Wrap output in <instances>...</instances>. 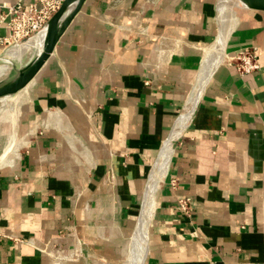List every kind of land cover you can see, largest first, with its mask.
Returning a JSON list of instances; mask_svg holds the SVG:
<instances>
[{
    "label": "crops",
    "instance_id": "crops-1",
    "mask_svg": "<svg viewBox=\"0 0 264 264\" xmlns=\"http://www.w3.org/2000/svg\"><path fill=\"white\" fill-rule=\"evenodd\" d=\"M18 1L0 0V54ZM216 4L85 1L19 108L20 136L6 131L0 264H120L125 247L127 264L150 173L215 42L204 52ZM243 47L259 69L240 76L229 60ZM181 134L144 264H263L264 11L240 12Z\"/></svg>",
    "mask_w": 264,
    "mask_h": 264
},
{
    "label": "bare ground",
    "instance_id": "bare-ground-1",
    "mask_svg": "<svg viewBox=\"0 0 264 264\" xmlns=\"http://www.w3.org/2000/svg\"><path fill=\"white\" fill-rule=\"evenodd\" d=\"M259 2H263V0H217L215 10L216 21L219 26L218 37L213 45L207 50L194 90L187 99L174 128L159 153L156 164L152 168L148 185L145 189V197H143L144 203L143 207H141V215L130 241V256L127 264H144L148 251L147 242L149 237V227L151 224L156 195L165 179L169 160L173 152V145L192 120L193 114L208 81L225 57L227 43L238 23L240 12L244 11V9H253L256 3ZM65 22L64 19L61 21L60 29L65 25ZM45 36L46 29H43L28 40L22 43H15L4 50L2 54L3 61L12 64V62L9 61L15 60V62H19L24 56L29 55L31 52H36L37 54L41 53L45 42ZM8 69V66L0 67V77L5 76ZM15 78L16 76H14L13 81ZM10 84L11 83L4 87L2 86V88H0V93L4 89H7ZM26 89L27 86L20 91V94L25 96ZM8 97V95L0 94V104H7L9 102Z\"/></svg>",
    "mask_w": 264,
    "mask_h": 264
},
{
    "label": "water",
    "instance_id": "water-1",
    "mask_svg": "<svg viewBox=\"0 0 264 264\" xmlns=\"http://www.w3.org/2000/svg\"><path fill=\"white\" fill-rule=\"evenodd\" d=\"M85 1L86 0H64L61 7L59 8V10L49 19V21H47V23L38 32H36L35 34L32 35V36H34L37 33H39L41 30L46 29L45 42H44L43 49H42L41 53L37 54L36 52H31L29 55L24 56L19 62H15V60L9 61V62H12L13 65L16 67L15 74H14L16 76V78L14 79L13 82H11V84L8 86L7 89H4L0 93L1 95H8L9 96L8 97L9 102L7 104H5V105L0 104V121L1 122L2 121H9V120L11 121L15 117L20 106L22 105L27 94L29 93L31 87L35 84L37 75L39 74V72L43 68L47 59L53 53L56 44L58 43V41L60 40V38L62 37V35L66 31V29L68 28V26L71 24V22L73 21L75 16L81 10ZM252 10L264 11V0H263V2L256 3L255 7ZM63 19H64V22L65 21L66 22H65V25L60 29V23ZM236 26H235V28H236ZM214 27H215V29H214L212 39L210 40L208 45L205 47L204 52L215 41V39L218 35V26H217L216 21L214 23ZM32 36H30V37H32ZM29 38H27L21 42H24V41L28 40ZM204 52H203V55H204ZM1 56H2V53L0 54V62L3 60ZM201 60H202V58H201ZM201 60H200V63L198 65V69H197V72L195 74V77L198 75ZM195 77H194V80H195ZM194 80H193V82H194ZM26 86H27V89H26L25 96L19 97V95H18L19 92ZM194 87H195V84H192L188 95L190 93H192ZM188 95H187V97H188ZM185 102H186V100H185ZM183 107H184V105H183ZM183 107H182V109H183ZM182 109H181V111H182ZM178 115H177L173 125L177 121ZM173 125H172V127H173ZM179 138H180V136H179ZM179 138L177 140H179ZM175 143L173 145V152H172V155H171L170 160H169L166 176L168 174L170 163H171V160L173 157V153H174V149H175ZM15 144H16V142L13 141L11 146H13V148H14ZM11 153H12V149H10V151H8L5 158L6 159L9 158ZM166 176H165V178H166ZM125 257H126V247L124 250L123 257L121 258L120 264H124Z\"/></svg>",
    "mask_w": 264,
    "mask_h": 264
},
{
    "label": "built area",
    "instance_id": "built-area-1",
    "mask_svg": "<svg viewBox=\"0 0 264 264\" xmlns=\"http://www.w3.org/2000/svg\"><path fill=\"white\" fill-rule=\"evenodd\" d=\"M64 0H19L15 6L9 8L10 19L8 29L10 35L4 39L5 45L21 42L38 32L49 19L59 10ZM240 75H247L259 69L258 50L256 47L238 49L229 60ZM191 200L180 198L178 208L188 213L191 210ZM264 264V254L263 261Z\"/></svg>",
    "mask_w": 264,
    "mask_h": 264
},
{
    "label": "rangeland",
    "instance_id": "rangeland-1",
    "mask_svg": "<svg viewBox=\"0 0 264 264\" xmlns=\"http://www.w3.org/2000/svg\"><path fill=\"white\" fill-rule=\"evenodd\" d=\"M18 43H22V42H18ZM12 43H10V45H12ZM9 45V46H10ZM7 46V47H9ZM6 47V49H7ZM2 57V56H1ZM3 59V58H2ZM3 66H8L9 69H8V72L6 73L5 76L3 77H0V88H2V86L4 87L5 85L11 83L13 81V78H14V74H15V70H16V67L12 64H8L6 62H4L3 60L0 62V67H3ZM20 95L19 97H23V95L19 94ZM20 117V110L19 112L15 115V117L11 120L12 122L16 123L14 125V129L12 131V128L10 129V124L9 126H7V129L6 127H3V126H0V166H3L4 164H9V160L10 158H5L6 157V154L8 153V151H10V149H12V152L16 150V146L13 148V146H11V142L13 141V139L15 137H13L12 141L8 142L6 141V131L8 133H12L14 132L15 130L17 131V128H18V135L20 136V132H21V123L20 124H17L18 122V119ZM127 258V256L125 257Z\"/></svg>",
    "mask_w": 264,
    "mask_h": 264
}]
</instances>
